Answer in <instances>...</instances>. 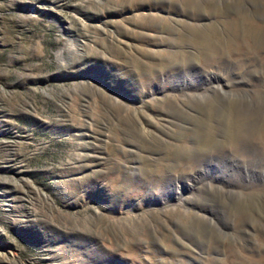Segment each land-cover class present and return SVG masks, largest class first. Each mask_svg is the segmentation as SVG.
Segmentation results:
<instances>
[{
  "label": "rangeland",
  "instance_id": "rangeland-1",
  "mask_svg": "<svg viewBox=\"0 0 264 264\" xmlns=\"http://www.w3.org/2000/svg\"><path fill=\"white\" fill-rule=\"evenodd\" d=\"M0 264H264V0H0Z\"/></svg>",
  "mask_w": 264,
  "mask_h": 264
},
{
  "label": "bare ground",
  "instance_id": "bare-ground-1",
  "mask_svg": "<svg viewBox=\"0 0 264 264\" xmlns=\"http://www.w3.org/2000/svg\"><path fill=\"white\" fill-rule=\"evenodd\" d=\"M239 47V46H238ZM257 133V132H256ZM243 148V147H242ZM251 156V155H250Z\"/></svg>",
  "mask_w": 264,
  "mask_h": 264
}]
</instances>
